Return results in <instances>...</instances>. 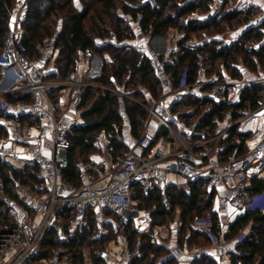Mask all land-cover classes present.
Here are the masks:
<instances>
[{
  "label": "built area",
  "instance_id": "2783aa9c",
  "mask_svg": "<svg viewBox=\"0 0 264 264\" xmlns=\"http://www.w3.org/2000/svg\"><path fill=\"white\" fill-rule=\"evenodd\" d=\"M35 1L14 0L0 46V83L8 80L9 84L0 89V162L16 169L34 168L40 183L28 189L13 179L16 199H12L0 180V200L14 218L0 227V264H73L69 244L89 229V222L92 240L108 236L110 229L115 233L104 245L93 248L98 264H130L139 258L142 234L165 249L156 264L168 260L193 264L204 258L230 264L233 250H226V245L231 226L250 212H264V203L257 205L264 198V190L259 194L248 191L251 179L264 177V96L253 109H237L236 118L232 117L233 106L248 86L263 84L264 76L248 70L242 62L237 65L240 78H232L222 66L221 74H208L207 54L201 49L205 40L172 28L171 37H149L139 30L140 12L134 16L119 12L120 19L137 31L134 48L152 71L160 90L157 98L146 89L145 100L138 101L116 80H111L110 86L89 80L112 62L108 54L89 49L78 52L76 64L64 79L49 78L56 72L58 30L36 44L35 55L20 48L29 7ZM229 1L231 6L226 10L253 12L221 46L231 45L242 30L253 27L260 32V39L251 48L258 50L264 44V0ZM147 3L154 5V0H139L132 6ZM221 4L222 0H210L206 13L191 17L206 20L221 9ZM225 34L232 32L226 30ZM178 51L194 54L196 67L192 74L185 67L174 77L168 69ZM89 88L113 93L120 112L125 101L139 105L146 111L145 127L136 140L130 134L124 140L116 135L125 146L120 154L115 153L109 136L97 134L90 142L93 151L77 163L80 183L75 185L63 177L69 163V131L83 123L80 105ZM7 94L29 98L7 101L3 98ZM203 100L229 106L221 119H214L213 129L203 125L202 117L209 110L201 105ZM256 116L262 122L249 137H230L233 130L247 132ZM171 173L184 182L201 181L213 193L211 212L217 216L216 229L210 212L192 219V226L208 239L207 246L177 242L181 224L178 210L171 221L157 224L152 215L155 206L140 205L139 193L147 197L156 192L164 208L171 209L165 196L169 185H177L168 181ZM234 213H238L237 219ZM114 216L122 223H133L137 236L132 241L126 233L117 232ZM246 230L247 225L236 234L238 243L246 239ZM50 234L56 244L49 243ZM84 264L94 263L86 258Z\"/></svg>",
  "mask_w": 264,
  "mask_h": 264
},
{
  "label": "trees",
  "instance_id": "16d2710c",
  "mask_svg": "<svg viewBox=\"0 0 264 264\" xmlns=\"http://www.w3.org/2000/svg\"><path fill=\"white\" fill-rule=\"evenodd\" d=\"M36 0L29 7V16L24 24L25 34L20 48L30 55L36 54V44L52 35L57 29L58 34L55 44L58 54L54 61L56 72L48 75L49 78L64 79L68 71L74 67L78 58V52L89 49L100 54L106 53L112 58V62L103 66L102 72L96 76H90L89 80L102 86H110L111 80H116L124 86L141 83L154 98L159 96L160 90L154 79L152 71L146 61L129 45L118 43L124 40L136 41V32L127 23L120 19L118 13L125 12L135 15L142 14L139 30L149 37L162 35L171 37L169 29L184 30L188 37H200L203 31L212 35L224 31L225 28H238L253 12L249 9L245 12L234 9L226 10L231 6L229 0H222L221 9L212 13L206 20L195 19L191 16L201 15L209 10L210 0H154V5L149 3L140 7H133L139 0ZM14 0H0V46L8 29V18ZM226 10V11H225ZM58 23V24H57ZM113 38V42L109 41ZM260 39V32L253 27L242 30L240 36L229 46H219V42H204L201 46L207 54L209 64L208 74H221V66L232 77L240 78L238 71L239 62L251 71L259 67L264 69V44L258 49L251 48V44ZM102 41V42H100ZM106 41V42H104ZM185 67L195 70L196 62L194 54L189 51H178L172 56V63L168 69L174 77ZM1 75V70H0ZM263 84L248 86L236 105H234L233 118L238 114L237 109H253L263 97L261 90ZM3 98L7 101L20 99L28 100L29 96L20 94H7ZM201 105H207L209 110L202 117L204 126L214 128V119H221L225 110L229 107L223 104H208L206 100ZM80 117L83 123L74 125L69 131L71 146L69 149V163L64 171V179L72 184L80 183L77 163L86 160L93 151L90 142L99 133L109 136L110 143L116 154L124 149V143L116 137L121 135L123 122L129 125L130 135L134 140L138 139L144 129L146 111L134 102L125 101L122 112L117 109L116 96L98 88L86 90L82 104L80 105ZM252 131L238 133L231 132L230 137L247 138ZM17 179L28 189H33L40 181L35 176V169L25 167L16 169L0 162V180L5 192L16 199L12 188V180ZM264 190V177L253 178L250 181L248 191L259 194ZM166 200L171 209L166 210L163 206L159 193H150L143 197L140 193L138 198L140 205L150 207L154 205L153 219L157 224L168 223L176 210L179 211L180 227L178 233L184 236L189 233L184 241L190 245L199 243L207 246L208 239L204 233L192 226L194 216H202L210 212L213 217V229H216L217 216L211 212L212 192H208L201 181H187L181 185H169L165 192ZM118 222L117 232L127 234L132 241L137 233L131 221L122 223L117 216L113 217ZM10 211L4 207L0 200V227H4L13 221ZM250 222V230L246 239L237 246L239 253L231 256L233 264H264V212L259 210L248 213L239 219L230 228L228 236L236 235L238 231ZM85 230L78 240L69 244L71 262L84 264L86 258H90L94 264L98 260L94 258L93 248L102 246L114 236L110 229L108 236L99 240H92L91 228ZM143 246L142 255L134 259L130 264H156L157 259L164 253L163 246L151 243L146 235H141ZM182 238L177 239L182 244ZM50 244L57 241L50 234ZM161 264H178L173 260ZM193 264H217L212 258H204Z\"/></svg>",
  "mask_w": 264,
  "mask_h": 264
},
{
  "label": "rangeland",
  "instance_id": "374dc122",
  "mask_svg": "<svg viewBox=\"0 0 264 264\" xmlns=\"http://www.w3.org/2000/svg\"><path fill=\"white\" fill-rule=\"evenodd\" d=\"M74 4L77 5L78 4V1L77 0H73ZM199 20H201L199 18ZM58 24V23H57ZM226 30H230L232 32V34L230 35H227L225 34ZM204 33H202V35L200 37H196L198 40H205L206 42H211V41H216V42H219V46H221L222 44H224L225 40L232 37V35L235 33V29L234 28H225L224 31L222 32H219V33H214L212 35H209L207 34L205 31H203ZM109 41L113 42V38L111 37L109 39ZM102 42V41H100ZM106 42V41H104ZM122 44H126V45H129L131 48H133L138 54L139 52L134 48V45H135V41L132 42L131 40H124L120 43H118V45H122ZM140 55V54H139ZM251 71V70H250ZM254 72H256L258 75H262L264 76V69L262 68H258L257 70H255ZM95 83V82H94ZM97 85H99L98 83H95ZM120 85H122V83H119ZM0 85H2V83H0ZM111 85V84H110ZM263 86H264V83H263ZM124 91L130 95L132 98L138 100V101H142V100H145V96H144V93L146 92V88L144 87L143 84L141 83H136L134 85H129V86H124ZM261 93H262V96H264V87L263 89L261 90ZM261 117L259 116H256L254 119H253V122L255 121H259ZM145 125V124H144ZM126 126V124L123 122V128L121 130V139L124 140V139H127L128 138V135L130 134L129 132V129L127 127H124ZM252 126H254V124H252ZM145 127V126H144ZM168 181L170 183H173V184H177V185H181L183 186V184L185 183L183 181V178L182 177H179L177 175H174V174H169L168 175ZM216 203H217V198H215L214 202H213V206L215 207L216 206ZM176 212L174 213L173 215V218L175 216ZM172 218V219H173ZM171 219V220H172ZM170 220V221H171ZM176 238L177 239H180L182 238V241H184V238H185V235L184 236H181L179 235V233H176Z\"/></svg>",
  "mask_w": 264,
  "mask_h": 264
},
{
  "label": "crops",
  "instance_id": "0c3cea01",
  "mask_svg": "<svg viewBox=\"0 0 264 264\" xmlns=\"http://www.w3.org/2000/svg\"><path fill=\"white\" fill-rule=\"evenodd\" d=\"M0 77H1V75H0ZM2 83V85H0V89L1 88H4V87H8V80H5L4 82H1ZM66 95L64 94L63 96H62V100L63 101H65L66 100ZM262 122V118H260V120L259 121H255V122H253V120H252V122H250L251 124H250V126H249V128H247L248 129V131H252L255 127H256V125H257V123H261ZM124 123L125 124H128L126 121H124ZM252 124H254V126H252ZM124 127H127V125L126 126H124ZM128 128V127H127ZM245 128V129H246ZM129 129V128H128ZM247 131V132H248ZM90 155V154H89ZM88 155V156H89ZM87 156V157H88ZM264 203V198H261V199H259V201H258V204L257 205H262ZM246 226V225H245ZM249 230H250V223L249 224H247V232H249ZM188 232L185 234V237H187L188 236ZM235 236L236 235H232V236H227V239H228V242H227V245H226V250H229V249H232L233 250V253H232V255H235V254H237V253H239V250H238V248H237V246H238V242H237V240H236V238H235ZM231 255V256H232ZM217 264H227L226 262H222V263H217ZM230 264H233L232 263V261L230 260Z\"/></svg>",
  "mask_w": 264,
  "mask_h": 264
},
{
  "label": "bare ground",
  "instance_id": "6f19581e",
  "mask_svg": "<svg viewBox=\"0 0 264 264\" xmlns=\"http://www.w3.org/2000/svg\"><path fill=\"white\" fill-rule=\"evenodd\" d=\"M233 216L237 219L239 217L238 213H234Z\"/></svg>",
  "mask_w": 264,
  "mask_h": 264
}]
</instances>
